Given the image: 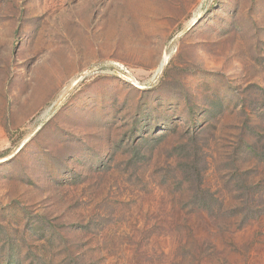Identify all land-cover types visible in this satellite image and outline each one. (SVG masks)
<instances>
[{"label": "rangeland", "instance_id": "rangeland-1", "mask_svg": "<svg viewBox=\"0 0 264 264\" xmlns=\"http://www.w3.org/2000/svg\"><path fill=\"white\" fill-rule=\"evenodd\" d=\"M0 264H264V0H0Z\"/></svg>", "mask_w": 264, "mask_h": 264}]
</instances>
